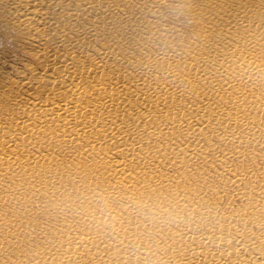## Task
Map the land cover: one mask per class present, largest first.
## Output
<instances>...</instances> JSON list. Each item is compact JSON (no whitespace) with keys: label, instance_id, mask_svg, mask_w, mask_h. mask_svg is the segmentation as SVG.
Segmentation results:
<instances>
[{"label":"bare ground","instance_id":"obj_1","mask_svg":"<svg viewBox=\"0 0 264 264\" xmlns=\"http://www.w3.org/2000/svg\"><path fill=\"white\" fill-rule=\"evenodd\" d=\"M130 2L9 0V19L34 43L29 72L13 81L28 97L0 112V206L44 198L38 212L51 235L0 264H264V157L245 171L228 163L264 142L252 126L234 131L264 115V0L188 1L197 30L155 31L159 49L145 52L129 51L139 42L122 33L146 25L129 21ZM156 2L133 0L132 13ZM192 157L232 175L239 188L227 197L239 196L240 210L191 224L147 203L143 191L183 178ZM165 159L179 168L162 174ZM97 178L104 191L80 190ZM190 187L181 185L178 203ZM0 220L22 233L17 255L35 220L13 210Z\"/></svg>","mask_w":264,"mask_h":264},{"label":"rangeland","instance_id":"obj_2","mask_svg":"<svg viewBox=\"0 0 264 264\" xmlns=\"http://www.w3.org/2000/svg\"><path fill=\"white\" fill-rule=\"evenodd\" d=\"M188 1L193 2L195 0H158V2L153 3L151 12L145 5L144 9L147 11L139 15L132 13V11H134V6L132 4L135 3H131L133 2V0H131L128 6L129 9L127 10L129 11L127 14L130 16L128 18L129 21L130 19L133 22L145 20L146 25L134 26L130 28V30L127 28L123 30L122 33L127 36L129 42L132 38H136L139 42L137 47L127 49L136 52L158 50L157 33L155 31L160 30L171 38L178 35L187 36L191 34V32L196 31L197 29L192 21V17H189V13L186 11ZM8 7L9 0H0V112L2 116L6 112H9L11 105L15 104V102L22 103L28 97L24 93L25 89L18 86L13 81L17 79L20 70L29 72V66L27 67L25 64L29 61L28 50L34 43L27 37L26 30L22 28L19 29V26L9 19L7 15ZM125 44L126 41L122 45ZM93 45L95 47L98 46V42L95 41ZM162 48L169 50L171 47L164 46ZM256 123L263 125L264 115H262L260 120L256 121ZM256 123H254L251 118L247 121H240L239 123H235L234 131L246 132L252 126L256 131L263 132V126L259 128ZM242 150V156L232 157L231 161L228 162L230 167H234L233 169L235 172L239 170L245 171L251 168V166H260L261 156L264 157V142L258 143L251 153H249L246 146H242ZM149 160L153 161V159ZM158 165L157 169L162 174H168L179 168L170 165L166 159L163 163H159ZM183 168L186 169L187 172L178 169V171H183V178L172 183H167L162 187L144 190L141 194L142 197L146 198L148 204L153 202L163 209H166L168 215L178 214L182 217H188V222L191 224L197 219L203 223H214L219 220L224 210H240L242 207L241 198L239 196L227 197V193H233V189H238L239 186L236 187L230 184V180L227 177L232 175L226 171H224L222 175L217 174V171H219L218 164L215 167L207 168L199 159L192 157L187 160L186 166ZM178 171L175 174H177ZM60 182L65 184L66 187L71 185L70 182L64 178H62ZM248 182L251 183L252 180L248 179ZM82 184L79 183V186L83 193H90L93 190L104 191L106 189H104L105 186L99 178L90 180L89 182H83ZM182 184H190V188H194V194H190L189 201L182 200V203H178L175 198V193L179 191ZM109 186L110 183L107 182V188ZM98 187L99 189H96ZM209 187H211V189H209ZM70 191L73 190L71 189ZM49 194H51V191H49ZM111 196L112 198H109L108 202L114 205L116 202V198L114 197L116 196ZM31 198L38 201L41 199L38 192L32 194ZM41 200L40 205L37 202H33V204L28 202L23 206V204L18 201L10 204V206H5L4 204L0 206V213H5L9 216L13 210V213H16L20 219L28 218L35 220V227H27V231L30 233L29 240L25 243L27 246L25 249L20 250L17 255L14 250L21 248L17 246L16 242L20 239L22 233H15L14 235L11 226L2 228V221L0 220V261L14 260L24 251H30L26 250L28 247L34 248L36 246L34 241L38 243L43 242V236L48 229L45 228L46 221L43 217L44 215L38 212V207L43 206L45 202L44 198ZM118 202L120 203L123 201L120 200ZM181 206L183 207L181 208ZM189 206H195L196 210L189 213V210L186 209ZM142 210H147V207L144 206ZM157 232L159 231L155 233ZM46 235H51V232L46 233Z\"/></svg>","mask_w":264,"mask_h":264}]
</instances>
